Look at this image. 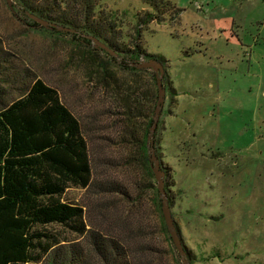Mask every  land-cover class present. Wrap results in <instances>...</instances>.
Instances as JSON below:
<instances>
[{"label": "rangeland", "instance_id": "rangeland-1", "mask_svg": "<svg viewBox=\"0 0 264 264\" xmlns=\"http://www.w3.org/2000/svg\"><path fill=\"white\" fill-rule=\"evenodd\" d=\"M163 1L180 13L156 12L150 0H99L96 16L115 21L111 37L124 49L131 48L145 13L160 19L141 26L138 40L152 59L164 60V101L147 157L152 147L185 258L189 264H264V0ZM30 23L17 6L11 10L0 0V106L20 95L27 77L57 90L75 116L79 108L100 105V94L90 99L93 87L82 84L74 69L70 37ZM138 76L157 95L153 71ZM155 104L154 99L152 111ZM90 109L97 127L93 175L126 190L128 199L99 187L69 188L63 200L83 207L89 227L106 234L115 229L131 252L147 245V254L134 253L143 256L139 264H183L155 207L152 171L133 160V147L106 140L114 134L113 119L101 106Z\"/></svg>", "mask_w": 264, "mask_h": 264}, {"label": "trees", "instance_id": "trees-1", "mask_svg": "<svg viewBox=\"0 0 264 264\" xmlns=\"http://www.w3.org/2000/svg\"><path fill=\"white\" fill-rule=\"evenodd\" d=\"M98 1L13 0L12 5L25 17L32 14L72 30L47 29L70 37L74 69L82 84L93 87L88 97L100 94L97 101L101 104L94 102L86 109L79 108L75 116L57 90L32 77L21 80L26 82L16 99L1 103L0 264H139L143 256L135 257L134 253L147 254V245L143 244L131 252L126 242L113 232L115 229L111 230L115 234H106L89 227L83 207L62 198L69 188L100 187L102 193H116L128 199L126 190L113 184L103 185L93 175L90 154L95 149L93 133L97 127L90 120V108L101 106L113 119L114 134L106 140L117 146L133 147V160L141 162L149 175L151 170L146 139L157 95L144 81L135 79L148 69H137L134 64L141 56L152 58L138 42L140 27L160 19L145 13L138 20L131 48L124 49L111 37L115 21L106 15L96 16ZM157 1L150 0L156 12L164 14L172 9L175 17L180 13L169 2ZM29 21L33 27H40ZM88 36L104 43L120 60L95 48ZM163 61L161 58L160 62ZM168 92L175 93L171 87ZM77 102L84 103L82 97ZM165 191L171 205L167 188ZM155 207L161 213L160 199L155 200ZM125 225L122 220V233L129 238L131 230H126ZM57 227L84 239L86 245L80 246L78 241L59 235ZM161 228L165 231L162 222Z\"/></svg>", "mask_w": 264, "mask_h": 264}, {"label": "water", "instance_id": "water-1", "mask_svg": "<svg viewBox=\"0 0 264 264\" xmlns=\"http://www.w3.org/2000/svg\"><path fill=\"white\" fill-rule=\"evenodd\" d=\"M7 6L9 7V9H13L12 6V0H5ZM28 19H31L33 21H35L40 27L46 28V29H56L58 31H68V32H72V30L68 29V28H64L61 26H58L56 24L50 23L48 21L42 20L40 18H38L35 15L32 14H26ZM88 38L93 42V46L95 48H98L104 52L109 53L111 56L116 57L117 60H120V57H118L117 53H115L114 51H112L111 49H109L104 43L100 42L99 40H97L96 38L92 37V36H88ZM135 67L137 69H151L153 71V73L156 76V88H157V100H156V104H155V108L153 111V123L151 125V127L149 128V133L147 135V148L148 146L152 143L151 139H152V135L154 132V129L156 127V123L159 117V113L160 110L162 108V104L164 101V95H165V88L162 82V77L164 74V68L163 65L161 64V62L152 59V58H148L146 61H139L137 64H134ZM148 161H149V165H150V169L154 175V178L157 182V191H158V195H159V199L161 201V213L164 219V223L166 226V229L173 241V244L176 248V250L178 251V254L182 260L183 264H189L188 260L185 258V252L184 249L180 243V239L177 235V232L175 230L174 224H173V220L171 217V213H170V209L168 206V201H167V197H166V192L164 190L163 184H164V172L160 169L158 160L156 159L154 153H153V148H149V155H148Z\"/></svg>", "mask_w": 264, "mask_h": 264}]
</instances>
